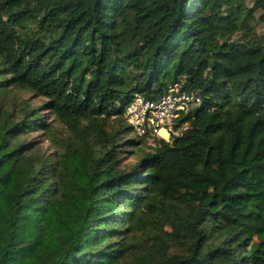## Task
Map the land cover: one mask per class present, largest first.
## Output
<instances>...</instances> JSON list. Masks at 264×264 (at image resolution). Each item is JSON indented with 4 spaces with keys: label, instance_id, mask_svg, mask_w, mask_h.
Instances as JSON below:
<instances>
[{
    "label": "trees",
    "instance_id": "trees-1",
    "mask_svg": "<svg viewBox=\"0 0 264 264\" xmlns=\"http://www.w3.org/2000/svg\"><path fill=\"white\" fill-rule=\"evenodd\" d=\"M257 21L264 0H0V264H264ZM177 82L189 129L131 136L135 94ZM17 91L66 126L58 153Z\"/></svg>",
    "mask_w": 264,
    "mask_h": 264
},
{
    "label": "built area",
    "instance_id": "built-area-1",
    "mask_svg": "<svg viewBox=\"0 0 264 264\" xmlns=\"http://www.w3.org/2000/svg\"><path fill=\"white\" fill-rule=\"evenodd\" d=\"M201 104L202 97L199 93L184 90L182 83L177 82L157 100L135 94L126 106L125 119L137 136L152 135L170 140L174 136H182L189 129V121L183 120Z\"/></svg>",
    "mask_w": 264,
    "mask_h": 264
},
{
    "label": "rangeland",
    "instance_id": "rangeland-1",
    "mask_svg": "<svg viewBox=\"0 0 264 264\" xmlns=\"http://www.w3.org/2000/svg\"><path fill=\"white\" fill-rule=\"evenodd\" d=\"M259 15V14H257ZM256 33L257 35H263L264 34V23L261 21L256 22ZM13 93H8L7 98L11 99ZM4 95H1L0 97H4ZM16 97V98H15ZM13 99L14 100H20V99H29L31 102L32 108H38L40 117H43V119H46L47 121L51 122L53 134L51 136L46 135L42 131H37L34 129L30 134L26 135L25 140L26 141H34L38 147H43L44 150H46L49 153H58L60 150V140L62 137H64L67 134H70L69 131H67L66 126L61 123L59 120L55 118V115L51 112V110L47 109L45 106V98L44 97H38L28 91H17L16 96ZM23 116H19V120L23 119ZM111 124L113 121H109ZM111 124H108L109 130L111 129ZM133 137H136L134 133L130 134ZM153 145V141L149 140L146 145H144V148L146 150H150L149 146ZM126 163H136L138 160L137 156L133 157H126ZM126 208V203H123V206L121 207L120 211H124ZM182 247L180 246H171L170 252L177 253L182 251ZM132 259H129L128 261H131Z\"/></svg>",
    "mask_w": 264,
    "mask_h": 264
},
{
    "label": "bare ground",
    "instance_id": "bare-ground-1",
    "mask_svg": "<svg viewBox=\"0 0 264 264\" xmlns=\"http://www.w3.org/2000/svg\"><path fill=\"white\" fill-rule=\"evenodd\" d=\"M162 133H163L165 136H167V134L165 133V131H162Z\"/></svg>",
    "mask_w": 264,
    "mask_h": 264
}]
</instances>
